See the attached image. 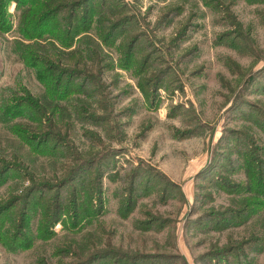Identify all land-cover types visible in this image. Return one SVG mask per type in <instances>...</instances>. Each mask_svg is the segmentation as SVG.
I'll return each mask as SVG.
<instances>
[{"label": "rangeland", "instance_id": "obj_1", "mask_svg": "<svg viewBox=\"0 0 264 264\" xmlns=\"http://www.w3.org/2000/svg\"><path fill=\"white\" fill-rule=\"evenodd\" d=\"M50 1L0 12V264H264V0Z\"/></svg>", "mask_w": 264, "mask_h": 264}, {"label": "trees", "instance_id": "obj_2", "mask_svg": "<svg viewBox=\"0 0 264 264\" xmlns=\"http://www.w3.org/2000/svg\"><path fill=\"white\" fill-rule=\"evenodd\" d=\"M3 1L6 2V4L5 3L4 4L7 6V0H3ZM3 1L0 3V12L4 14V13H6V9L3 7ZM82 3L83 2L81 0H75V1H72L71 3H69V4H70V6L73 9L75 7L81 6ZM62 9H63V5L62 4H58V3L57 4L56 3L54 4V1L52 2V0H51L48 4L43 5L42 11H43V13H47V12H50V11H52V12L60 11ZM69 26H70L69 29H68L69 35H67V37H70L71 36V34H70V32H71L70 28L73 27V21H70ZM62 43L64 44L63 41H62ZM70 72H74V70H69V71L67 69L59 70V73L58 74H61V75L58 76V77H56V78L55 77L52 78V87H53L55 93L58 90V85H59L60 79H62L65 75L70 74ZM81 75H82V73H81ZM32 103L33 102H31V103L29 102L28 104L32 105ZM50 135H51L50 133H47V134L41 135V136L37 135V136H35V138L37 137V140H39V139H41V140H49L50 139Z\"/></svg>", "mask_w": 264, "mask_h": 264}]
</instances>
